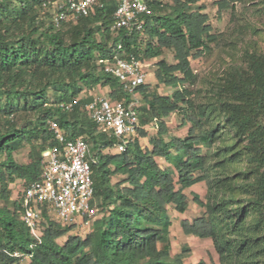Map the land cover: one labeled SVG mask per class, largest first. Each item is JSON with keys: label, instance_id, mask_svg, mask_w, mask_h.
Listing matches in <instances>:
<instances>
[{"label": "trees", "instance_id": "obj_1", "mask_svg": "<svg viewBox=\"0 0 264 264\" xmlns=\"http://www.w3.org/2000/svg\"><path fill=\"white\" fill-rule=\"evenodd\" d=\"M43 1L0 0V264H186L190 249L172 253L173 213L185 235L212 242L217 264H264V51L245 49L242 63L203 82L191 59L211 55L223 35L201 0H149L153 13L143 30L117 32L110 29L117 0L59 27ZM240 1L218 0V16L231 10L234 18ZM117 53L153 64L157 80L136 89L141 126L124 151L89 117L93 95L71 110L58 106L97 87L129 102L104 70ZM161 84L172 92L160 93ZM173 113L187 126L184 135L171 131ZM50 119L89 144L99 216L83 236L43 207L37 238L21 217L22 194L12 199V183L39 178L42 152L55 143ZM26 143L30 160L20 162L15 151ZM199 183L205 195L191 190L190 197L187 189ZM191 200L202 211L182 217Z\"/></svg>", "mask_w": 264, "mask_h": 264}, {"label": "built area", "instance_id": "obj_2", "mask_svg": "<svg viewBox=\"0 0 264 264\" xmlns=\"http://www.w3.org/2000/svg\"><path fill=\"white\" fill-rule=\"evenodd\" d=\"M43 9L51 21L59 27L77 21L104 6V0H44ZM153 13L149 0H117L111 31L119 29L143 30L145 18ZM117 53L103 61L104 70L117 77L123 88L131 95L129 102L115 100L109 95H95L86 104L89 117L100 131L118 138L115 148L124 151L141 126L137 110L136 89L147 84L154 72L141 59L123 57ZM86 93L69 102H60L59 107L71 110L74 104L86 97ZM55 143L41 155L39 178L28 183L22 192L21 217L32 233L39 238L43 207L63 225L88 223L98 215L94 200L91 153L83 136L69 138L56 120L48 121ZM88 219V220H87ZM10 255L26 260L29 254L13 250Z\"/></svg>", "mask_w": 264, "mask_h": 264}, {"label": "rangeland", "instance_id": "obj_3", "mask_svg": "<svg viewBox=\"0 0 264 264\" xmlns=\"http://www.w3.org/2000/svg\"><path fill=\"white\" fill-rule=\"evenodd\" d=\"M169 2L170 0H164ZM218 0H201L200 3L205 5V12L210 16V22L213 25L215 32L221 33L223 37L220 40V44L214 47V51L211 55H206L202 58H192V65L195 71L199 74L200 80L205 82L206 79L214 78L224 68L230 65H236L242 63V54L247 48H257L264 51V0H245L236 2L235 6V17L232 18L231 10L224 11L221 16H218ZM163 57L170 62L174 61L173 54L170 50H166ZM149 68L154 72V65L149 64ZM157 83L155 75L149 78L148 84L154 87ZM201 84V83H200ZM202 85V84H201ZM160 93H170L172 88L167 87L163 84L158 86L157 89ZM86 95H109V87H97L96 89L85 92ZM138 104L142 103V96L137 93L136 95ZM168 125L171 131L178 135H184L187 131V126L180 125L181 121L177 114L173 113L168 118ZM149 131L154 132L155 127L148 126ZM142 144L146 145L148 139L146 137L141 139ZM31 145L26 143L19 150L15 151V156L20 162H28L30 160ZM164 162L162 159H159ZM12 188V199L18 198L24 189V184L20 181H16L11 184ZM206 184L199 183L193 186L191 189H187V193L191 196L190 191L193 190L203 197L206 193ZM202 208L197 205L193 200L190 203V209L184 216L191 217L199 214ZM97 215L95 219L98 217ZM179 215H173L175 222L173 231L175 239L172 242V253L173 255L181 252L184 248L193 250L195 254L188 262L198 261L200 254H202V244L198 240L192 241L190 238L182 234L179 226ZM92 220L88 223L79 224L71 231L72 234L85 235L92 229ZM64 238H60L58 241L63 242ZM206 252H204L205 258ZM203 256V255H202ZM210 264H217L212 258L209 259Z\"/></svg>", "mask_w": 264, "mask_h": 264}, {"label": "crops", "instance_id": "obj_4", "mask_svg": "<svg viewBox=\"0 0 264 264\" xmlns=\"http://www.w3.org/2000/svg\"><path fill=\"white\" fill-rule=\"evenodd\" d=\"M176 214V216H178V214L177 213H173V215H175ZM182 217H187V216H184V215H182ZM180 218V217H179ZM174 221V220H173ZM174 224H175V222H173V225H172V227H171V236H172V242H173V240L175 239V234H174V231H173V226H174ZM179 226H180V224H179ZM181 228V227H180ZM180 231L182 232V234H184L183 233V231H182V229H180ZM185 235V234H184ZM185 236H187L188 238H190L192 241H195V240H198V242H200L201 244H202V248H201V251H202V254H200V256H199V260L200 259H205L208 263H209V259H213L214 261H216L217 262V254H216V252H215V249H214V247H213V244H212V242L210 241V240H208V239H200V238H198V237H196V236H193V235H185ZM205 250L207 251L208 250V252H206V257H208V259L207 258H205V255H204V252H205ZM195 254L193 253V250L184 258V261H185V263L186 264H193V263H196L197 261H193V262H188L187 261V259L189 258H191V257H193ZM203 255V256H202ZM198 260V261H199ZM210 264V263H209Z\"/></svg>", "mask_w": 264, "mask_h": 264}]
</instances>
